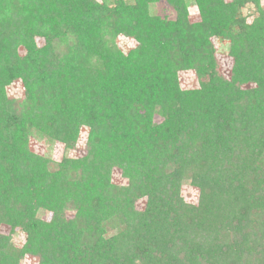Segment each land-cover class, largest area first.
<instances>
[{
    "label": "trees",
    "instance_id": "1",
    "mask_svg": "<svg viewBox=\"0 0 264 264\" xmlns=\"http://www.w3.org/2000/svg\"><path fill=\"white\" fill-rule=\"evenodd\" d=\"M263 1L0 0V264H264Z\"/></svg>",
    "mask_w": 264,
    "mask_h": 264
},
{
    "label": "rangeland",
    "instance_id": "2",
    "mask_svg": "<svg viewBox=\"0 0 264 264\" xmlns=\"http://www.w3.org/2000/svg\"><path fill=\"white\" fill-rule=\"evenodd\" d=\"M262 5L264 6V1L262 2ZM252 6H249V8ZM191 9V10H190ZM194 9L189 8V12H192ZM152 12H154L155 14L162 16V17H167V18H174L175 14L173 11L170 10V8L165 4V3H158L155 6H152ZM247 12H249L248 9H244L243 13L246 14ZM190 21L194 22L196 21L198 18L195 17V11H193L190 15H189ZM115 43L117 44L118 47H120V49L124 50V51H128L132 45L133 42L130 39L127 38H123L121 36H119ZM214 46L216 48V54H215V58L217 60L218 66L220 68V72L221 74L228 79L230 77L231 71H232V58H230L227 54V41L225 40H216L214 42ZM191 76L189 75H184L181 76L180 79V83L182 85V87L184 88H190L193 85V82L191 80ZM194 86V85H193ZM7 95L9 98L15 99V100H21L22 96H23V91L21 88V85L18 83H14L13 85H11L10 87L7 88ZM85 140V132H82L77 145L75 147L74 150L69 151V155L71 157H82L84 152L82 150V145L83 142ZM30 148L33 151H36L39 154H46L48 156H51L52 159L56 160L57 159V155L58 152L60 154V152H62V148L56 145V148L53 150H47L46 149V142L45 140H36L35 137L31 138L30 141ZM112 180L115 183H122L123 180L118 176V173H114L112 176ZM185 188V187H184ZM186 192H188L189 196H191L192 192L190 191V189L186 190ZM191 192V193H190ZM71 213L67 214V217L70 216ZM24 234L22 232H15L12 235V241L13 244L15 246L21 247L22 244L24 243ZM21 264H38V258L37 257H32V256H25L23 258V260L21 261Z\"/></svg>",
    "mask_w": 264,
    "mask_h": 264
}]
</instances>
